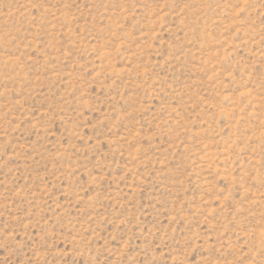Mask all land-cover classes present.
<instances>
[{"label":"rangeland","instance_id":"1","mask_svg":"<svg viewBox=\"0 0 264 264\" xmlns=\"http://www.w3.org/2000/svg\"><path fill=\"white\" fill-rule=\"evenodd\" d=\"M0 264H264V0H0Z\"/></svg>","mask_w":264,"mask_h":264}]
</instances>
